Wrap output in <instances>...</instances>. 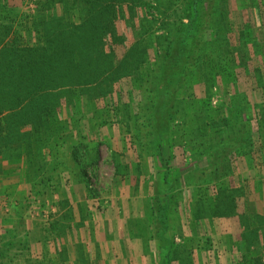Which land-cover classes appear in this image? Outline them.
<instances>
[{
	"label": "rangeland",
	"instance_id": "rangeland-1",
	"mask_svg": "<svg viewBox=\"0 0 264 264\" xmlns=\"http://www.w3.org/2000/svg\"><path fill=\"white\" fill-rule=\"evenodd\" d=\"M36 1L0 0V23H9L12 12L24 45L35 42L24 30L33 22ZM193 1L118 0L96 8L115 12L123 42H105L114 64L138 43L143 20L152 22L155 36L173 30L162 22L158 3H170L169 22L182 18L189 24ZM196 1L199 17L209 22L205 37L214 34V42L199 50L184 79L170 83L175 108L181 109L171 129L155 108L158 82L149 73H157L162 47L154 45L139 76L132 72L103 93L75 98L73 106L59 100L57 112L45 116L52 128H20L23 138L15 144L23 145L30 188L21 191L24 198L14 185L1 192L7 215L1 220L0 264H46L34 244L74 229L83 236V228L111 222H123L131 236L134 229L145 240L147 264H167L169 242L176 247L171 264H264V0ZM56 11L63 14L60 4ZM76 14L71 20L77 22ZM211 58L220 61H211L213 66L228 67L210 71ZM167 168L166 182L174 189L158 198L157 188L167 189ZM216 168L224 175L220 179L213 176ZM229 230L235 239L263 246L245 248L240 262L227 261L231 256L219 245L227 242L229 248ZM81 250L87 253V246ZM94 250L93 244L88 252L95 257Z\"/></svg>",
	"mask_w": 264,
	"mask_h": 264
},
{
	"label": "trees",
	"instance_id": "trees-1",
	"mask_svg": "<svg viewBox=\"0 0 264 264\" xmlns=\"http://www.w3.org/2000/svg\"><path fill=\"white\" fill-rule=\"evenodd\" d=\"M117 1L37 0L36 10L32 16L33 22L24 30L27 31L25 33L28 38L35 35V42L31 45H24L18 41L19 28L15 27L16 19L12 12L7 14L9 23H0V155L5 159L14 161L22 159L23 145L15 144L23 138L18 134L21 127L31 124L37 130L52 128L51 124L44 122L45 116L57 112L61 106L59 100L66 99L68 104L73 106L75 98H87L91 92L97 95L103 93L115 82L131 76L132 72L136 73V77L139 76L140 68L149 58L148 51L152 45L162 47L157 51L158 64L154 71L157 73H149V78L154 83L158 82L155 108L160 109L159 113L161 111L163 126L172 128L174 115L181 109L175 108L178 105L174 101L172 93L174 90L170 83L177 85L184 79L189 65L200 59L199 50H204V45L209 46L214 42V34L211 38L205 37V28L209 22L199 17L196 0L191 5L189 24H183L182 18L169 22L170 3L167 5L158 3L163 5L158 7L160 14L164 16L162 22L168 21L167 26L173 27V30L167 28L163 35L155 36L152 32V22L143 20L146 22L142 23L143 29L140 31L138 43L115 65L105 45L108 39L114 45L123 42V38L116 30L115 12L113 10V13L108 14L105 8L99 10L96 8ZM59 4L63 10L62 15H58L56 11ZM1 6L3 5L0 2V8ZM76 12L77 22L71 20ZM219 41H222L223 45L226 44L225 34ZM211 61L219 60L211 58L208 62L213 66ZM220 67L225 70L224 68L228 66L221 62L210 67V71H216ZM207 79V83H210L213 77ZM76 109V113L81 111L80 108ZM200 131L203 132L201 129ZM152 134L157 135L154 132ZM199 138L195 136L192 142L196 144ZM12 142L14 143L11 144ZM26 146L28 147V144ZM155 161L160 164L163 160L156 155ZM166 163L164 161L165 165ZM216 169L213 170L215 177L217 176L215 174H219L218 168ZM219 169L227 176L228 167ZM169 172L167 168V172L162 173L165 182L163 184L167 189L157 188L158 198L174 189L172 184L166 182ZM222 176L224 175L219 174L218 179ZM222 207L227 211V206ZM162 209V212H165L166 207ZM248 242L254 243L250 240ZM9 245L6 246L7 249ZM175 248L174 244L169 242L164 260L167 264H171L169 256L176 253Z\"/></svg>",
	"mask_w": 264,
	"mask_h": 264
},
{
	"label": "crops",
	"instance_id": "crops-1",
	"mask_svg": "<svg viewBox=\"0 0 264 264\" xmlns=\"http://www.w3.org/2000/svg\"><path fill=\"white\" fill-rule=\"evenodd\" d=\"M26 168L27 163L23 157L14 161L5 159L0 155V230H2L1 227H4L1 220L7 215V211H5L7 207L4 206V202L2 203L4 197L1 192L7 186L14 185L15 193L20 195L17 197L24 198V194L21 191H29L30 188L27 173L24 172ZM19 172L20 180L14 181L13 176H17ZM253 177L251 176V178ZM250 230H254V228H250ZM76 231V229L72 233L70 231L64 238L58 237L47 241L44 239L40 243L34 244V246L41 250L42 259L47 262L46 264H49L48 258L51 259L53 264H135V262L147 264L150 261L148 252L143 251L142 245H144L145 240L138 234L136 235L134 229H132L134 236H131L123 222L98 223L93 229L90 227L88 229L83 228V236H78ZM229 234V248L227 247V242L225 245H222V243L219 245V247H223L222 250L226 251H224V254L231 256L227 261L236 259L240 262L242 255L246 256L247 254V249L245 248H249L252 251L254 246H263L262 242L251 244L246 239L242 241L240 238L235 239L234 236L232 237L235 234L230 230ZM92 243L95 248V257L93 252H88L89 247H93ZM86 246L88 249L87 253L81 250L82 247Z\"/></svg>",
	"mask_w": 264,
	"mask_h": 264
}]
</instances>
